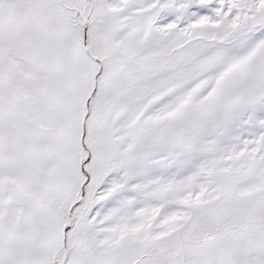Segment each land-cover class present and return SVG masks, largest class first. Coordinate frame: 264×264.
<instances>
[{
    "label": "snow or ice",
    "instance_id": "1",
    "mask_svg": "<svg viewBox=\"0 0 264 264\" xmlns=\"http://www.w3.org/2000/svg\"><path fill=\"white\" fill-rule=\"evenodd\" d=\"M0 264H264V0H0Z\"/></svg>",
    "mask_w": 264,
    "mask_h": 264
}]
</instances>
